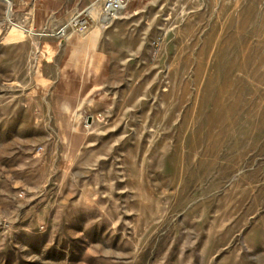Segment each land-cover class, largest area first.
<instances>
[{
	"label": "rangeland",
	"instance_id": "rangeland-1",
	"mask_svg": "<svg viewBox=\"0 0 264 264\" xmlns=\"http://www.w3.org/2000/svg\"><path fill=\"white\" fill-rule=\"evenodd\" d=\"M8 1L0 264H264V0L101 14L108 65L72 114L67 35Z\"/></svg>",
	"mask_w": 264,
	"mask_h": 264
},
{
	"label": "crops",
	"instance_id": "crops-1",
	"mask_svg": "<svg viewBox=\"0 0 264 264\" xmlns=\"http://www.w3.org/2000/svg\"><path fill=\"white\" fill-rule=\"evenodd\" d=\"M101 0H11L10 4L18 11L19 16H28L29 23L40 31H54L66 25L71 17L90 7L93 3L92 22L85 33L66 27L67 35L62 45V69L59 82L76 84L73 89L76 94H67L64 112L74 113L81 109L89 99L90 94L98 87V79L103 69L108 65L107 53L101 48V13L97 6ZM143 0H128L129 8L137 10ZM125 9V8H124ZM95 11V12H94ZM122 11V10H121ZM63 35V34H61ZM101 83V82H100ZM96 85V86H95ZM66 96V95H65ZM74 101V102H72Z\"/></svg>",
	"mask_w": 264,
	"mask_h": 264
},
{
	"label": "built area",
	"instance_id": "built-area-1",
	"mask_svg": "<svg viewBox=\"0 0 264 264\" xmlns=\"http://www.w3.org/2000/svg\"><path fill=\"white\" fill-rule=\"evenodd\" d=\"M128 5V0H102V12L103 18H109L116 16L117 13ZM94 3L87 9H83L75 13L70 21L58 29L59 34H64L66 27H71L74 31L79 33H85L89 30L92 22V9ZM12 9V7H11ZM28 18V16H26ZM32 26V25H31ZM32 28H34L32 26ZM35 29V28H34ZM31 30V29H30ZM100 114V113H99Z\"/></svg>",
	"mask_w": 264,
	"mask_h": 264
},
{
	"label": "bare ground",
	"instance_id": "bare-ground-1",
	"mask_svg": "<svg viewBox=\"0 0 264 264\" xmlns=\"http://www.w3.org/2000/svg\"><path fill=\"white\" fill-rule=\"evenodd\" d=\"M9 2V4H10V1H8Z\"/></svg>",
	"mask_w": 264,
	"mask_h": 264
}]
</instances>
